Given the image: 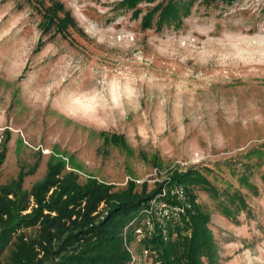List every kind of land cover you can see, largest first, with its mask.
Returning <instances> with one entry per match:
<instances>
[{
	"label": "rangeland",
	"instance_id": "374dc122",
	"mask_svg": "<svg viewBox=\"0 0 264 264\" xmlns=\"http://www.w3.org/2000/svg\"><path fill=\"white\" fill-rule=\"evenodd\" d=\"M168 1L0 0V183L37 163L29 189L50 156L115 188L195 166L247 204L231 219L197 191L218 262L264 264V0H178L157 26Z\"/></svg>",
	"mask_w": 264,
	"mask_h": 264
},
{
	"label": "trees",
	"instance_id": "16d2710c",
	"mask_svg": "<svg viewBox=\"0 0 264 264\" xmlns=\"http://www.w3.org/2000/svg\"><path fill=\"white\" fill-rule=\"evenodd\" d=\"M136 1L123 3L133 6ZM189 10L190 2L171 0L154 6L153 13L158 11L157 26L177 25ZM147 16L151 21L153 14ZM66 20L73 21L70 15ZM5 154L2 143L0 166ZM36 166L0 183V264H132L133 242L142 253L147 250L144 254L154 264H220L209 229L210 215L198 203L197 191L208 192L220 213L231 219L235 218L232 207H247L238 191L221 198L195 166L170 170L151 189L145 182L138 189L133 179L115 188L94 176L80 182L79 174L66 169L64 160L50 156L43 177L29 189L23 188L25 174ZM177 187L182 188L183 199L171 193ZM162 188L166 193L159 195ZM154 198L166 202L171 213L168 217L153 213L152 231L139 237L136 230L144 231L146 210ZM30 228L36 229L35 236L24 232Z\"/></svg>",
	"mask_w": 264,
	"mask_h": 264
},
{
	"label": "built area",
	"instance_id": "2783aa9c",
	"mask_svg": "<svg viewBox=\"0 0 264 264\" xmlns=\"http://www.w3.org/2000/svg\"><path fill=\"white\" fill-rule=\"evenodd\" d=\"M165 193H166L165 188H162L161 193L159 195H164ZM171 193H175V195L179 199L184 198L183 190L180 187L175 188L174 190L171 191ZM146 212H147V215L144 220V231L142 229L136 230L139 237L143 236L145 232L150 234V232L152 231L153 225H152V221L150 217L152 216L153 213H156L158 216L168 217L171 213V208L167 205L166 202L160 199L154 198L151 200V206L146 210ZM144 253L147 254V250H144ZM132 258L134 259L133 256Z\"/></svg>",
	"mask_w": 264,
	"mask_h": 264
}]
</instances>
